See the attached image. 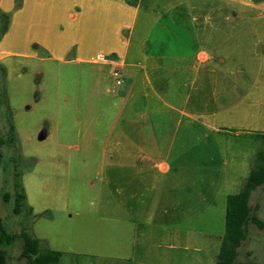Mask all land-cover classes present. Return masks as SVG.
Listing matches in <instances>:
<instances>
[{
  "label": "rangeland",
  "instance_id": "374dc122",
  "mask_svg": "<svg viewBox=\"0 0 264 264\" xmlns=\"http://www.w3.org/2000/svg\"><path fill=\"white\" fill-rule=\"evenodd\" d=\"M42 1L0 0L2 135L11 138L14 127L2 147L3 227L61 252L60 264H215L224 194L241 191L263 149L255 136L264 135V3L232 0L219 8L218 0H136L131 25L132 11L109 19L112 1L99 0L98 7L109 8L85 26L81 19L52 23L32 15ZM126 44L130 59L137 61L140 50L158 55L154 69L140 63L165 104L123 101L124 78H138L139 70L110 64ZM200 49L217 60L191 68ZM173 92L189 97L188 117L171 111L179 105ZM140 146L154 160L193 168L194 186L186 179L160 192L138 185L136 168L126 163ZM15 174L25 196L18 215ZM129 191L139 192L140 210L150 212L153 201V211L177 205L189 213H132L134 204L124 213ZM249 206L263 229L248 224L237 261L264 264L261 188ZM20 251L19 239L6 249L8 264H26Z\"/></svg>",
  "mask_w": 264,
  "mask_h": 264
},
{
  "label": "crops",
  "instance_id": "0c3cea01",
  "mask_svg": "<svg viewBox=\"0 0 264 264\" xmlns=\"http://www.w3.org/2000/svg\"><path fill=\"white\" fill-rule=\"evenodd\" d=\"M110 1H112L110 2L112 4L110 6V8L112 9V14L111 13L109 14L108 16L109 19H111L115 15L117 17V20L119 21L121 20L123 15H128L132 11V14L133 13L134 14L132 16L133 20H132L131 25H133L134 20H135V11H137V9L132 8L130 4L131 3L135 4L136 0H133V1L132 0H110ZM139 1L140 0H137V2ZM251 1L254 3L256 2L264 3V0H251ZM218 3H219L218 7L221 8V3H232V0H218ZM99 4H100L99 0H43L41 5H38L35 9H32L31 11H32V15L35 13H38L39 18L50 21L52 23H60L65 19L72 21V22H77V21H80L81 19V22L82 23L84 22L83 24L85 26H93L95 25L94 21L103 16L102 14H99L101 13L100 9L107 10L109 8L107 7V4H105L104 6L102 5V7H98ZM196 40L197 38L195 37L191 38V43H193ZM67 48L69 49V47ZM127 50H128V44H126V47L121 52V55H119V58L118 57L115 58L114 56V59H112L111 64H110L111 66H114V67L116 66L118 68H121L122 72L126 71V69H129V68L131 69L137 68L139 70L138 78H135V79L134 77H131V78L127 77V79L124 78L125 91L123 94H125V96L123 98V101L131 102L133 100H136L137 102V100L139 101V99L141 98L143 99L141 103H144L147 101L148 102L149 101H157V102L159 101L160 103L165 104L164 100L160 96H158L157 93H154L153 91L154 89L150 90V88L152 87V79L149 77V74L147 73L146 70H144V67L140 63V60H142L144 63L150 65L151 68L154 69L156 59H157L156 57L158 55L154 56L152 54L147 53L144 50H140L137 52L138 60L136 61L133 57L132 59H130L129 53ZM183 53L184 52H182V54ZM132 56H135V53ZM192 58H193V65L191 68L197 65L199 67H202L203 65L205 66V64L210 66L211 63L213 62L212 61L213 59H215V61L217 60V54L200 49L194 52V54H192ZM219 62L223 63V60L220 59ZM177 69L183 70L184 68L179 66ZM141 80L146 85H144ZM181 84L182 83L180 81L179 85ZM147 90H149V92H146ZM173 94L176 96L175 100H178L179 105L173 106V107L171 106V109H172L171 111L179 114L182 117H186V116L188 117V114L185 112L184 109L188 105L189 97L184 93L173 92ZM134 95L136 96V99L133 98ZM188 126H190V124L185 123L184 130L188 129ZM184 133H185L184 134V137H185L190 132L187 131ZM213 134L215 135H211V138L214 142H217V139H218L217 135L219 134V131H215ZM133 154L136 155V158H135L136 160L126 163V164L128 165L132 164V166L136 168L140 178H141V175L143 179H144V176L147 177L146 180L143 181L142 183H140V178H139L137 181L139 183L138 185L144 188L155 185L158 188L157 191L160 192V190L162 191L165 189L164 187L166 188L170 187L172 185V182L177 183L179 181L180 185L183 186L182 179H184V182L186 179L187 185L191 187L194 186V182L196 179L194 177L193 168H187V167L185 168L181 164L171 165L165 162L164 160H161V161L154 160L147 156L148 152L146 150L143 151L141 146L138 149H136L135 152H133ZM184 174H186V177H182V175ZM248 174L244 179L248 177ZM204 176H202L200 180H203ZM156 177H158V179ZM129 181L132 182L131 179ZM128 186L130 187L129 184ZM138 193L139 192L136 193V191H129L127 193L131 198L130 200H127L128 205L126 209L123 210L124 213H131L130 210L132 209L133 204L135 206H134V211L132 213H189L186 210L182 209L180 206L178 207L177 205H166V207H159L157 209L158 211L156 209L155 211H153L152 209V207L154 206L153 201H151L150 205L146 207V208H150V212H146V209L140 210L139 209L140 208V205H139L140 197L138 196ZM227 196L228 195L224 194L225 199ZM187 200H191V198L189 197Z\"/></svg>",
  "mask_w": 264,
  "mask_h": 264
},
{
  "label": "trees",
  "instance_id": "16d2710c",
  "mask_svg": "<svg viewBox=\"0 0 264 264\" xmlns=\"http://www.w3.org/2000/svg\"><path fill=\"white\" fill-rule=\"evenodd\" d=\"M11 138L4 137L0 130V169L2 167V147L11 143L14 138V127L9 126ZM255 138L261 141L263 149L256 155V164L250 169L241 191L235 195L226 197L225 216H224V234L220 243L219 251L216 255L215 264H242L237 261L238 248L246 238L248 224H253L260 230L263 229V223L253 213L249 206L250 195L257 188L264 192V135H256ZM14 184L13 212L18 215L24 209L25 196L22 188L17 182ZM3 200L8 201L11 196L3 194ZM21 240V251L19 259L24 260L26 264H60L62 253L48 249L42 241L31 236L26 231L19 234L8 232L0 220V264H8L6 249L16 240Z\"/></svg>",
  "mask_w": 264,
  "mask_h": 264
},
{
  "label": "built area",
  "instance_id": "2783aa9c",
  "mask_svg": "<svg viewBox=\"0 0 264 264\" xmlns=\"http://www.w3.org/2000/svg\"><path fill=\"white\" fill-rule=\"evenodd\" d=\"M112 76L114 77V78H117L118 80L116 81V83H117V85H120L121 83H122V81H120V76L117 74V73H112Z\"/></svg>",
  "mask_w": 264,
  "mask_h": 264
},
{
  "label": "water",
  "instance_id": "95a60500",
  "mask_svg": "<svg viewBox=\"0 0 264 264\" xmlns=\"http://www.w3.org/2000/svg\"><path fill=\"white\" fill-rule=\"evenodd\" d=\"M44 136H41V139L43 138Z\"/></svg>",
  "mask_w": 264,
  "mask_h": 264
}]
</instances>
